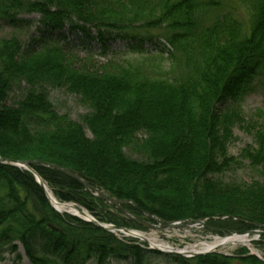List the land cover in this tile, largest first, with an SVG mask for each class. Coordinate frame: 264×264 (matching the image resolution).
<instances>
[{"label":"trees","instance_id":"obj_1","mask_svg":"<svg viewBox=\"0 0 264 264\" xmlns=\"http://www.w3.org/2000/svg\"><path fill=\"white\" fill-rule=\"evenodd\" d=\"M239 2L245 24L220 0H0V20L16 25L25 23L21 14L38 15L43 33L69 26L91 37L94 30L103 44L122 39L139 45L159 37L173 50L172 66L184 69L174 82L152 81L131 65L112 63L90 74L68 64L58 45L28 53L17 38L0 40V157L70 169L128 202L123 209L139 218L207 219L209 226L235 232L264 227V173L261 183L251 185L218 178L238 163L228 147L235 124L244 120L240 104L264 81V0ZM23 83L22 99L8 106L9 95ZM47 87L79 97L90 110L82 124L55 111ZM227 103L232 109L220 113L218 106ZM256 117L258 150L245 153L264 167V111ZM32 168L60 202L78 204L103 223L142 229L78 181L44 166ZM130 242L58 214L31 173L0 163V262L3 248L17 253L19 243L30 264H108L130 256L142 263V249ZM241 254L171 258L178 264H264Z\"/></svg>","mask_w":264,"mask_h":264},{"label":"rangeland","instance_id":"obj_2","mask_svg":"<svg viewBox=\"0 0 264 264\" xmlns=\"http://www.w3.org/2000/svg\"><path fill=\"white\" fill-rule=\"evenodd\" d=\"M220 2L225 3L224 7L228 4L231 5L234 9L233 13L235 18L243 24L246 23L247 15L239 0H220ZM18 18L25 21V23L12 25L7 20H0V40L17 38L22 43V51H28V53L41 47L44 48L47 45H58L62 48L64 60L79 72L101 74L102 71H104L102 69H105V65L112 63L117 67H127V65H131L135 69H138L143 77L145 75L146 79L152 81L167 80L174 82L184 73V69L178 67V64L173 63L172 66V61L169 56L173 50L159 37L152 43L142 45L143 49L139 47L136 50H129L124 43L112 42L103 45L98 40H92L91 38H96L98 35L96 31H91V38L78 31L71 32L69 26L61 32L43 33L44 28H40L39 26L40 16L21 14ZM150 33L152 36H161L163 34V32L159 30H150ZM158 43H161V46ZM26 86L27 85L23 83L19 88L16 87L14 89L7 100L8 106H13L22 99L24 90L27 88ZM45 90L48 93L49 100L53 103L55 111L59 115L68 116L72 121L82 124V118L90 113L89 108L81 103L79 97L70 94L65 89L58 90L47 87ZM240 106L245 115L243 118L244 120H238L235 124L233 128V137L228 147V156L234 158L238 163L232 164L231 167L218 178L226 183L242 182L248 185L257 182L261 183L264 173L263 164H252V161L248 160L246 157L247 154L245 152L249 150L254 153L258 150L255 133L256 130H258L260 121L256 117V114L258 111H264L263 80L262 83L257 85L256 89L243 99ZM232 107V103H227L218 106V110L220 113L224 114L227 109H232ZM86 135L90 139L93 138L87 129ZM138 139H145V134L139 133ZM125 152L128 157L140 160V156L128 150ZM211 227L212 228L209 229L206 224V227L200 225L195 228L147 229L142 231L147 236V242L121 236H119V238L123 243H131L130 241H134L135 246L142 249L143 260L140 264H178L171 258V255H165L160 252L156 253L157 251L154 252L151 248L162 244L168 245L173 249L181 250L199 248L204 243H212L215 238L226 239L235 232V230L229 228ZM16 245L18 248L17 253H12L11 249L8 247L3 248L4 253L2 258L5 260L0 262V264H30L23 246L19 243H16ZM251 245L252 248L246 246H237L234 248L226 247L214 252L215 254L227 257L238 256L242 253L241 255L253 256L263 262L264 236H260L257 240L253 241ZM254 252L258 255H253L252 253ZM17 255H20V261L17 260ZM108 262V264H138L134 256H130L127 259L111 258ZM89 264L95 263L90 262Z\"/></svg>","mask_w":264,"mask_h":264},{"label":"water","instance_id":"obj_3","mask_svg":"<svg viewBox=\"0 0 264 264\" xmlns=\"http://www.w3.org/2000/svg\"><path fill=\"white\" fill-rule=\"evenodd\" d=\"M0 163H2L4 165H9V166H12V167L22 168V169L30 171L34 175V177L36 178V181L43 188V190L45 191V193L47 194L49 199H51V198H50V196L48 194V189H49L48 185L32 169V166L35 165V164L46 166L48 168L54 169V170H56V171H58V172H60V173H62L64 175H66V176H68V177L80 182L87 191H89L91 193L92 192L96 193L101 200H104L107 203H110L111 205L116 206L117 208H120L122 204H126L125 202H121V201H118L116 199H113V198L109 197L108 195H105L104 193H102L100 190H98L96 188H93L92 186H90L89 183L85 182L80 176L75 175L74 173H72V171L70 169H66V168L60 167V166L55 165V164H48V163L38 162V161H16V160H12V159H3L1 157H0ZM51 202L53 203V201H51ZM64 206L67 207V208H72L74 205L73 204H64ZM60 213H62V212H60ZM64 214H68V213L64 212ZM82 214L85 215L84 212H82ZM148 217L153 222L158 223L161 228H180L182 226H189V225L197 224L196 222L167 223V222H164V221L156 219L154 216L148 215ZM90 220H91L92 223L96 224L97 226H99L101 228H104V229H107V230H110V231H118L119 230L116 227H110V226H105L103 224H100V223L94 221L92 218H90ZM50 227L53 228L52 226H50ZM153 228H156V227H153ZM238 234L239 235H245L243 233H238ZM247 234H250V235H264V231L263 232L253 231V232H250V233H247Z\"/></svg>","mask_w":264,"mask_h":264},{"label":"bare ground","instance_id":"obj_4","mask_svg":"<svg viewBox=\"0 0 264 264\" xmlns=\"http://www.w3.org/2000/svg\"><path fill=\"white\" fill-rule=\"evenodd\" d=\"M52 200H53L55 207L59 211L70 212L72 214L82 216V214H80L77 210H74L73 208H67V207L63 206L61 203H58L54 199L53 196H52ZM251 244H252V239L250 237L235 235V236H232L230 238L228 237L226 239L225 238L224 239L215 238L212 243H209V244L204 243L199 248H187V249H185V251L188 253L210 252V251H217L219 249L226 248V247L234 248L237 246H246V247L252 248ZM157 247L162 249V250H165V251L171 250V248H168L167 245H158ZM176 250H178V249H176Z\"/></svg>","mask_w":264,"mask_h":264}]
</instances>
